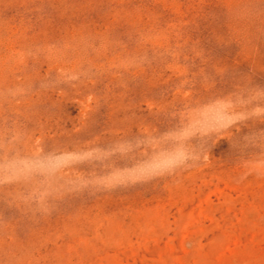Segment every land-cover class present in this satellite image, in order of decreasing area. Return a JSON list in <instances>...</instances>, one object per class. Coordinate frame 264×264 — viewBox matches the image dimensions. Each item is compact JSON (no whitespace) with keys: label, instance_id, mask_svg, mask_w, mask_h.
Masks as SVG:
<instances>
[{"label":"rangeland","instance_id":"374dc122","mask_svg":"<svg viewBox=\"0 0 264 264\" xmlns=\"http://www.w3.org/2000/svg\"><path fill=\"white\" fill-rule=\"evenodd\" d=\"M0 264H264V0H0Z\"/></svg>","mask_w":264,"mask_h":264}]
</instances>
